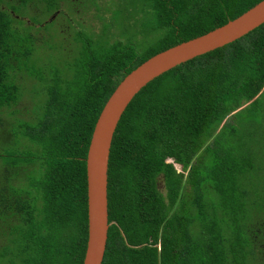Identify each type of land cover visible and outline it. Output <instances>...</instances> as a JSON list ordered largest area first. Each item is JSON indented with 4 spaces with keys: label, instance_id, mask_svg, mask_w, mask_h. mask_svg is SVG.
I'll list each match as a JSON object with an SVG mask.
<instances>
[{
    "label": "trees",
    "instance_id": "16d2710c",
    "mask_svg": "<svg viewBox=\"0 0 264 264\" xmlns=\"http://www.w3.org/2000/svg\"><path fill=\"white\" fill-rule=\"evenodd\" d=\"M62 1L0 0V112L24 93L33 102L30 118L13 109L0 128V264H82L86 155L108 97L148 58L261 0H128L131 15L118 0L98 34L68 28L70 51L56 20L39 18ZM263 94L264 24L134 97L110 148L102 264H264V135L254 117L246 133L233 121L256 117Z\"/></svg>",
    "mask_w": 264,
    "mask_h": 264
},
{
    "label": "water",
    "instance_id": "95a60500",
    "mask_svg": "<svg viewBox=\"0 0 264 264\" xmlns=\"http://www.w3.org/2000/svg\"><path fill=\"white\" fill-rule=\"evenodd\" d=\"M264 24V0L201 36L182 42L142 62L106 100L95 122L86 155L87 240L82 264H102L108 222V162L117 125L134 97L151 81L196 57L241 39Z\"/></svg>",
    "mask_w": 264,
    "mask_h": 264
},
{
    "label": "rangeland",
    "instance_id": "374dc122",
    "mask_svg": "<svg viewBox=\"0 0 264 264\" xmlns=\"http://www.w3.org/2000/svg\"><path fill=\"white\" fill-rule=\"evenodd\" d=\"M95 2L98 5V9L94 6L88 5L89 9L81 8V9H79V11L77 13H75L74 5L69 4V2H62L60 10L64 13H67V15H65L66 20L69 21V20L73 19V23L72 22L71 23L74 26L76 31H82L83 30L84 32H87L89 34H92V33L98 34L100 32L101 27H102L101 22H104V21L108 22L110 18H113L114 14L112 13V11L116 8V4H118V0H95ZM69 6H72V9H70ZM121 8L124 11H126V13H124V11L122 13L125 15H131L134 11V10H131L133 8L128 3V0L125 1V3L123 4V7H121ZM127 9H129L131 11L129 12ZM43 15L45 16V18L48 17L46 15V12H44ZM55 18H56L55 23L57 26V28H55V29L58 30V33H60V32L66 33L65 39H66V42L68 43L67 44L68 51H70L74 46V43L72 42L73 34L70 31H68V27L66 26V21L64 20V18L62 16L57 15L53 19H55ZM22 19L27 21V16H23ZM47 19H45V21H46L45 23H47ZM130 23H131V21H129V27H130ZM52 29L50 30V32L52 31ZM71 29H73V28H71ZM129 29H130L129 33L131 34V32H133L134 29L131 27ZM113 33L118 34V30L114 29ZM43 34H44V32L39 33V35H43ZM51 35H52L51 37L54 36L53 34H51ZM45 37H47V35ZM57 40H58V38H57ZM112 40H114V39H112ZM122 40L125 41V37H123ZM133 40L136 42L137 41L141 42L142 37H141V35H138ZM41 41H44V39H42ZM41 41H38V44H41ZM50 52H52V51H50V50L46 51V53H50ZM41 55H43L42 51H41ZM18 78H19L18 83L20 85H24L26 87V84H27L26 80L27 79L23 80V77H19V76H18ZM259 101L260 102H259L258 110L256 111V117H255V111L252 112L251 110L249 111V109H246L245 111H243L241 113L240 118L239 119L237 118L238 120H236L235 118L233 119V121L236 122L234 131L238 130L240 133L241 132L246 133L248 124H250L247 122V119H251L252 117H254L253 119H255V120L257 119L256 121L258 124H256V128H253V134L259 135L262 133V135H264V94L261 96ZM32 105H33V102L29 98V95L27 93H24L22 99L20 100V102L18 103L17 106H15L9 110L4 109L3 111L0 112V119H1L0 122H2V124L0 125V128L2 127V125H4V127L6 126L5 123L10 120L9 119V112L13 109H18L22 112V114L18 115L20 118H26V119L30 118V115H29L30 112L27 113V116H25L24 112H25V109L29 110L30 107H32ZM230 119L231 118H229L227 120H230ZM261 121H263V124H261ZM260 124H261V126H259ZM238 131L236 132L237 136L240 134V133L238 134ZM235 140H236V138L231 139V140H229V143L234 141V144H235V142H236ZM261 140H262V138H261ZM250 146H251V143L249 141H247V147H250ZM228 148H230V147H228ZM159 183L161 185L159 191L163 192L162 184H161V182H159Z\"/></svg>",
    "mask_w": 264,
    "mask_h": 264
},
{
    "label": "flooded vegetation",
    "instance_id": "af4514ba",
    "mask_svg": "<svg viewBox=\"0 0 264 264\" xmlns=\"http://www.w3.org/2000/svg\"><path fill=\"white\" fill-rule=\"evenodd\" d=\"M62 2H69V4H72V5H75L74 4V2H72V1H70V0H63ZM61 2V3H62ZM60 7H61V4H60ZM70 7V9H72V6H69ZM37 10V9H36ZM74 10H75V13H77L79 10H77V9H75V6H74ZM59 11V12H58ZM58 12V13H57ZM57 15H59V16H62L63 18H64V20L66 21V26L69 28V29H71V28H73V29H75L74 28V26L72 25V23H73V19L72 20H66V18H65V15H67V13H64V12H62L61 10H60V8H59V10H57V11H54L49 17H47V18H45V16H39V18H41V19H43V21H44V23L46 22L45 21V19H47V22H51L52 20H56V18L55 19H53L55 16H57ZM23 17V16H22ZM21 17V18H22ZM27 24H29L30 22H29V20L27 19ZM72 22V23H71ZM113 222H109V226L112 224Z\"/></svg>",
    "mask_w": 264,
    "mask_h": 264
}]
</instances>
